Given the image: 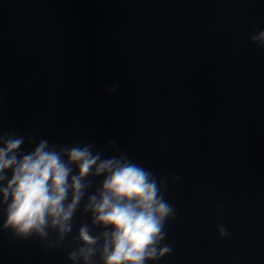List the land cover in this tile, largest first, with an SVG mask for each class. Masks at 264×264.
Masks as SVG:
<instances>
[{
	"label": "clouds",
	"instance_id": "clouds-1",
	"mask_svg": "<svg viewBox=\"0 0 264 264\" xmlns=\"http://www.w3.org/2000/svg\"><path fill=\"white\" fill-rule=\"evenodd\" d=\"M249 38L264 48V30ZM26 139L35 147L22 152ZM114 144L107 142L105 150H115ZM95 180L100 183L92 191ZM163 185L126 153L105 157L93 144L58 146L14 132L0 134L2 230L57 248L71 235L83 202L82 212L91 223L82 224L72 237L77 245L67 257L72 264H96L97 255L100 264H157L169 255L164 228L174 219L175 209L165 199ZM97 228L100 234L92 235ZM50 232L56 233L55 241L48 239ZM218 232L228 235L222 225Z\"/></svg>",
	"mask_w": 264,
	"mask_h": 264
}]
</instances>
